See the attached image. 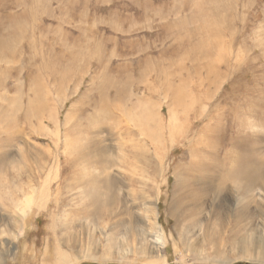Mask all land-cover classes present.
Listing matches in <instances>:
<instances>
[{
  "label": "rangeland",
  "instance_id": "obj_1",
  "mask_svg": "<svg viewBox=\"0 0 264 264\" xmlns=\"http://www.w3.org/2000/svg\"><path fill=\"white\" fill-rule=\"evenodd\" d=\"M62 254L264 264V0H0V264Z\"/></svg>",
  "mask_w": 264,
  "mask_h": 264
},
{
  "label": "bare ground",
  "instance_id": "obj_2",
  "mask_svg": "<svg viewBox=\"0 0 264 264\" xmlns=\"http://www.w3.org/2000/svg\"><path fill=\"white\" fill-rule=\"evenodd\" d=\"M102 110V109H101ZM103 112L104 113H106L107 111L105 110V109H103ZM106 115V114H105ZM140 120V119H139ZM234 142V141H233ZM236 143L237 142H235V145H236ZM240 144V143H239ZM242 147V146H241ZM246 149V148H245ZM245 152V151H244ZM247 154V153H246ZM212 168V167H211ZM256 170H257V168H256ZM241 175H244V176H249L250 174H249V172L247 171V173L246 172H244V173H242L241 172ZM239 177V176H238ZM241 178V177H240ZM242 180H243V178H242ZM258 180V178H254L253 177V179H252V181L251 180H249V182H250V184H254L255 183V181H257ZM243 184V183H242ZM248 187H250V186H248ZM31 198H29V199H25V201L24 202H22L21 203V209H22V214L21 213H18L17 211H15V213H16V215H17V217H19V221L21 222V225H23V223L26 221V219H27V217H26V214H27V210L30 208V205H31ZM63 255V254H62ZM62 255H61V257H62ZM242 255V254H241ZM242 257H244V256H242ZM86 258H87V256H86ZM72 259V258H71ZM243 259V258H242ZM244 259H247V257L246 258H244ZM248 260V259H247ZM77 261L78 260H76V259H72V260H70L67 256H66V254H64L63 255V257H62V261L61 262H59L58 264H77Z\"/></svg>",
  "mask_w": 264,
  "mask_h": 264
}]
</instances>
